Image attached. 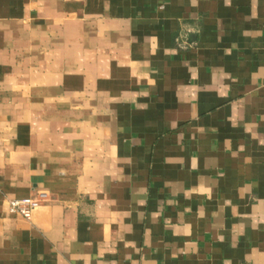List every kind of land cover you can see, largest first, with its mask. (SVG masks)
Returning a JSON list of instances; mask_svg holds the SVG:
<instances>
[{"label": "crops", "instance_id": "1", "mask_svg": "<svg viewBox=\"0 0 264 264\" xmlns=\"http://www.w3.org/2000/svg\"><path fill=\"white\" fill-rule=\"evenodd\" d=\"M0 264H264V0H0Z\"/></svg>", "mask_w": 264, "mask_h": 264}, {"label": "built area", "instance_id": "2", "mask_svg": "<svg viewBox=\"0 0 264 264\" xmlns=\"http://www.w3.org/2000/svg\"><path fill=\"white\" fill-rule=\"evenodd\" d=\"M41 199L33 196L21 198H13L8 203V208L11 213H16L30 220L34 211L40 207Z\"/></svg>", "mask_w": 264, "mask_h": 264}]
</instances>
